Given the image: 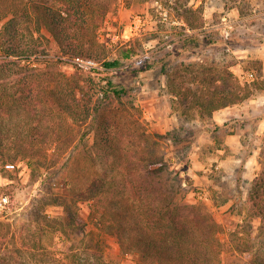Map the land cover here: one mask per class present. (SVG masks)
Wrapping results in <instances>:
<instances>
[{"label":"rangeland","instance_id":"374dc122","mask_svg":"<svg viewBox=\"0 0 264 264\" xmlns=\"http://www.w3.org/2000/svg\"><path fill=\"white\" fill-rule=\"evenodd\" d=\"M106 2L105 19L89 20V53L66 55L45 29L35 34L33 44L46 52L37 55L44 68L37 75L45 81L39 107L34 102L24 106L20 99L25 82L31 84V69L0 51V137L7 148L0 156V201L7 198L0 204V233L8 234L0 264H72L71 255L83 260L89 245H100L98 240L108 264H131L133 257L121 252L115 232L101 229L92 217L105 213L106 220L115 210L123 212L103 193L122 183V169L133 168V179L142 182L138 176L148 162L162 158L187 181L181 204L187 207L184 224L189 229L177 242L197 258L185 264H252L258 262L257 252L264 260L263 223L251 219L245 205L262 168L264 89L254 87L264 85V0ZM186 7L198 9L196 20L203 16L196 48L185 49L180 41ZM127 48L138 53L125 58ZM78 59L93 60L96 67L81 68ZM115 59L120 66L104 67ZM181 63L203 66L205 87L211 90L225 86V73L218 70L227 68L248 96L211 118L205 114L202 121L193 110L184 117L180 99L169 94L175 75L166 76ZM132 66L151 69L124 73ZM122 82L129 91L116 95ZM94 88L102 92L98 113L93 112ZM104 92L110 96L107 102ZM96 193L102 196L97 204L89 199ZM114 194L117 202L120 196ZM65 205L76 214L75 221L66 216ZM47 218L56 223L53 228ZM123 222L130 229L126 236L134 235L133 221L125 215ZM149 235L155 245L157 236ZM157 243L173 248L169 236Z\"/></svg>","mask_w":264,"mask_h":264},{"label":"trees","instance_id":"16d2710c","mask_svg":"<svg viewBox=\"0 0 264 264\" xmlns=\"http://www.w3.org/2000/svg\"><path fill=\"white\" fill-rule=\"evenodd\" d=\"M107 7L106 0H0V51L6 58H14L15 63L24 62V67L32 71L29 74L30 86H27L25 82L21 89L20 99H23L24 106H29L33 102L38 107L44 104L45 81L37 75L44 68H41L42 60L37 55H44L46 52L44 50L39 51L38 47L36 48L33 44L37 40L35 34L45 29L63 49L64 54L71 53L77 58L89 53L88 47L93 43L91 38H88L89 20L95 18L96 23L102 22L108 12ZM197 10L186 7L182 14L186 18L187 27L181 33L183 36L180 41L184 44L185 49L196 48L194 45L199 42V37L203 33V16L201 15L196 20ZM195 31H200V33L195 34ZM2 37L6 41H3ZM92 37L94 38V36ZM22 40H26L28 43H24ZM135 51L137 50L127 48L123 51V56L133 58L138 53ZM118 66H120L118 59L104 63L106 69ZM150 67L136 70L132 66L123 71L126 74L139 73L138 71L151 69ZM174 67V72L171 71L166 74L169 79L172 74L175 75V79L172 80L175 87L170 88L169 94L173 99H180L184 117L192 114L193 110L198 119L202 121L205 119V114L211 118L213 112L239 103L248 96L249 90L240 86L234 74L227 68L218 70V72L223 71L225 73V86L219 84L211 90L205 87L208 77L205 76V69L200 64L190 63L183 66L181 63ZM179 67H184L182 69L188 71L189 74ZM188 76L191 78L188 79ZM177 78H181V84L178 83ZM217 79L220 80V77ZM189 82H192L190 87ZM260 83L257 82L254 88L264 89V85ZM126 85L125 82L120 83L114 93L116 95L128 93L129 89ZM195 85H197L196 88ZM177 86H179V91L175 90ZM101 93L100 89L94 88L92 95L96 100V103L93 104L94 113H98L100 108L101 104L98 103V100ZM103 98L101 100L107 102L110 96L104 92ZM2 107L3 104L0 103V111L3 109ZM6 149L4 140L0 137L1 157L5 155ZM261 158V171L251 182L245 205L248 216L251 219L260 220L263 223L261 228L264 229V145ZM134 173L133 168L130 170L122 169L119 172L122 183L114 186V190L104 189L103 192L108 193L109 196L107 197L112 199V202L121 204L123 212L115 210L106 220H103L105 214L103 213L100 218L94 216L92 220L101 224V229H107L108 233L114 234L115 232L121 252L133 257L131 264H167L168 262L185 264L196 259V254L184 250L178 243L189 229L184 224L188 216L186 215L188 212L185 210L187 207L181 204L186 195L183 178L179 173L170 171L163 158L159 162H155V160L148 162L147 167L142 172L143 174L138 176L142 178V182L133 179L136 175ZM114 193L120 196L118 203L116 199L114 200L117 197ZM149 197L153 199L151 202H149ZM89 199L90 202L93 200V203L97 204L101 202L102 196L96 193ZM155 201H158L160 205H156ZM64 212L66 216H69L70 221H75L76 214L70 210V207L65 205ZM37 214L39 213L37 212ZM125 215L133 221V228L136 230L134 235L126 236L127 234L124 232L130 231L123 222ZM47 220L49 221L48 227L53 228L56 223L52 219L47 218ZM119 229L124 234H120ZM4 230L6 232L7 229ZM151 230L157 236L153 241L155 245L151 244L152 241H150L149 232H152ZM7 235L0 233V247L7 241ZM168 236L172 239L173 248H169L171 244L157 245L158 241L162 242ZM98 242L100 245L96 242L95 245L88 246L83 260H80V256L76 254L71 255L72 264H108V255L104 254L105 252L102 250L103 242L100 240ZM176 242L177 244H174ZM125 244L127 248L123 247ZM259 257L262 255L260 256V253L257 252L255 259L258 262H252V264H264V260H260Z\"/></svg>","mask_w":264,"mask_h":264},{"label":"built area","instance_id":"2783aa9c","mask_svg":"<svg viewBox=\"0 0 264 264\" xmlns=\"http://www.w3.org/2000/svg\"><path fill=\"white\" fill-rule=\"evenodd\" d=\"M76 62L78 64V66L81 67V68L91 69L93 67H96V63L93 60H81V59H78ZM5 167L7 169H13V168H15V164H6ZM6 201H7V198L4 197V198H2V201H0V204H2L3 202H6Z\"/></svg>","mask_w":264,"mask_h":264},{"label":"crops","instance_id":"0c3cea01","mask_svg":"<svg viewBox=\"0 0 264 264\" xmlns=\"http://www.w3.org/2000/svg\"><path fill=\"white\" fill-rule=\"evenodd\" d=\"M214 115H215V114H214ZM214 115H213V116H214ZM226 120H227L226 118H223V119L219 120V121H221V122H217V123L221 124V123H223V122L226 121ZM262 125H263V124L261 123V124L259 125V127H262Z\"/></svg>","mask_w":264,"mask_h":264}]
</instances>
